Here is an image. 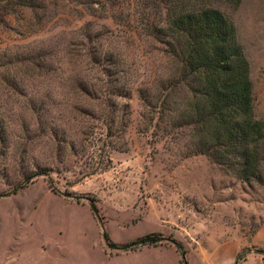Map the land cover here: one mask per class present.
I'll list each match as a JSON object with an SVG mask.
<instances>
[{"label": "rangeland", "instance_id": "obj_1", "mask_svg": "<svg viewBox=\"0 0 264 264\" xmlns=\"http://www.w3.org/2000/svg\"><path fill=\"white\" fill-rule=\"evenodd\" d=\"M213 3L264 120V0ZM164 14L154 0H0V264H264V164L245 180L140 98L172 71L149 27ZM150 234L162 240L125 246Z\"/></svg>", "mask_w": 264, "mask_h": 264}, {"label": "trees", "instance_id": "obj_2", "mask_svg": "<svg viewBox=\"0 0 264 264\" xmlns=\"http://www.w3.org/2000/svg\"><path fill=\"white\" fill-rule=\"evenodd\" d=\"M154 1L162 3L165 14L159 24L149 27L172 71L153 82L155 91L140 88V98L159 112L158 118L167 117L171 126L189 129L197 152L237 166L245 180L259 177L264 164V120L255 116L250 62L234 21L214 5L219 0ZM91 59L108 62L115 74L121 71L117 67L121 59L113 52L101 58L95 48ZM178 91L185 92L180 101L173 96ZM178 104L183 108L176 113ZM92 209L98 212L94 203ZM161 240L150 234L125 246ZM181 252L184 256V249Z\"/></svg>", "mask_w": 264, "mask_h": 264}]
</instances>
